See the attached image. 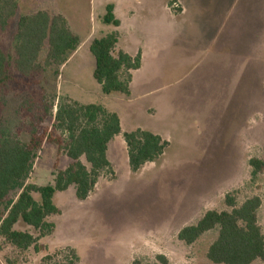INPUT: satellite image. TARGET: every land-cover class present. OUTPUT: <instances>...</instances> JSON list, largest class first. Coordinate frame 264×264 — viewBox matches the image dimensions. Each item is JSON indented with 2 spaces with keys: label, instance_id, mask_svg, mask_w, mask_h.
Segmentation results:
<instances>
[{
  "label": "rangeland",
  "instance_id": "obj_1",
  "mask_svg": "<svg viewBox=\"0 0 264 264\" xmlns=\"http://www.w3.org/2000/svg\"><path fill=\"white\" fill-rule=\"evenodd\" d=\"M227 3L238 12L236 17H243L238 34L248 36L250 42V69L239 87L231 91L219 75H198L186 66L169 67L138 94L102 92L93 76L95 58L90 46L94 39L119 30L102 21L107 5H115V15L123 21L122 41L128 46L135 42L131 19L149 21L164 13L171 19L184 16L181 40L190 48L198 39L215 35L209 23ZM37 11L63 16L81 41L58 77L55 67H45L36 76L37 88L55 105L53 115L63 100L100 105L118 114L122 134L110 144L112 170L103 173L89 198L78 201L74 187L58 193L54 203L61 213L48 218L55 225L54 232L40 240L38 251L21 252L0 238V264H43L47 256L57 264H131L135 259L156 264L159 255L169 264H213L207 252L218 230L205 233L192 245L180 241L178 235L206 212L226 210L227 195L235 196L239 204L253 196L262 199L259 224L264 233V171L253 181L249 164L252 158L264 162V0H19L11 27L0 32V46L6 54L15 57L18 18ZM184 52L180 51L182 57L193 58L194 54ZM11 88L0 92V127L27 141L20 106L37 88L18 83ZM159 96L168 102L160 111L152 106ZM139 129L158 131L169 147L158 163H149L134 174L123 134ZM58 160L59 169L67 168L69 159L58 153L57 145L45 143L29 182L53 183ZM16 229L31 230L23 224ZM254 264H264V259Z\"/></svg>",
  "mask_w": 264,
  "mask_h": 264
},
{
  "label": "trees",
  "instance_id": "obj_2",
  "mask_svg": "<svg viewBox=\"0 0 264 264\" xmlns=\"http://www.w3.org/2000/svg\"><path fill=\"white\" fill-rule=\"evenodd\" d=\"M18 10L19 0H0V32L8 31ZM102 21L115 28L121 26L114 4L107 5ZM119 41L118 30L92 41L93 76L104 94L129 96L133 72L141 68L142 55L139 52L132 57L117 51ZM80 44V38L71 32L61 15L37 11L20 16L15 35V57L6 54L0 46V92L11 90L13 83L37 88L36 76L42 75L45 67H55L54 74L58 77L60 68ZM43 55H46L44 62L41 61ZM47 101L46 92L37 88L32 89L22 102L20 112L25 119L23 131L28 135L27 141L0 127V238L21 252L31 248L38 251L40 240L54 232L55 225L48 218L61 213L54 203L58 193L74 187L78 201L89 198L103 173L112 170L109 145L122 134L118 114L100 105L63 100L53 115L55 105ZM123 136L134 174L149 163H158L169 147L168 141L151 131L139 129ZM45 143L57 145L58 153L66 156L69 164L67 168L59 169L60 162L56 161L53 183L38 186L29 181ZM249 164L251 179L255 181L264 171V162L252 158ZM225 204L226 210H210L197 223L183 228L179 240L192 245L205 233L218 230V236L207 252L211 263L254 264L263 260L264 233L259 224L262 199L253 196L239 204L235 196L227 195ZM19 224L31 230H17ZM43 264L57 263L47 256ZM131 264L145 263L135 259ZM156 264L169 262L159 255Z\"/></svg>",
  "mask_w": 264,
  "mask_h": 264
},
{
  "label": "crops",
  "instance_id": "obj_3",
  "mask_svg": "<svg viewBox=\"0 0 264 264\" xmlns=\"http://www.w3.org/2000/svg\"><path fill=\"white\" fill-rule=\"evenodd\" d=\"M184 13L183 15H185ZM237 13L227 3L223 10L214 14L215 16L209 23L212 30L215 29V35L198 39L191 43L193 45L190 48H188L186 41L181 40V23L184 22L181 19L184 16L181 19L179 17L171 19L163 13V16L159 17V19L149 21L142 22L131 19V32L135 33V42L133 45L130 44V46L122 41L121 28L123 21L117 17L121 21V26L118 30L121 35L118 47L132 57H135L139 52L142 55L141 68L133 72L131 93H137L140 89L150 85L151 82L164 76L169 67L175 69L186 66L192 68L191 72L198 71L196 72L198 75H219L221 81L229 84V90L231 91L239 87L250 69V42L248 41V36L243 37L238 34L240 31L239 27L244 20L239 14L236 17ZM132 16H135L134 12H132ZM262 30V48L264 50V19ZM258 32L260 33V28ZM260 42L259 40L258 48H260ZM185 43L186 45H184ZM188 49L190 51H187ZM181 50L185 51L184 54H194L193 58L187 57L188 55L182 57L180 55ZM177 54L180 56H177ZM176 56L177 58L175 59ZM257 58H259V53ZM200 79V77L196 78V80ZM131 93L130 96L132 95ZM167 103L164 97L159 96L152 106H155L160 111L163 106H167ZM151 132L166 140V137L158 131Z\"/></svg>",
  "mask_w": 264,
  "mask_h": 264
}]
</instances>
